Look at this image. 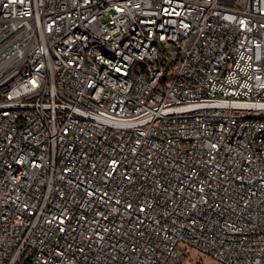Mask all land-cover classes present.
<instances>
[{"label":"built area","instance_id":"built-area-1","mask_svg":"<svg viewBox=\"0 0 264 264\" xmlns=\"http://www.w3.org/2000/svg\"><path fill=\"white\" fill-rule=\"evenodd\" d=\"M264 264V0H0V264Z\"/></svg>","mask_w":264,"mask_h":264},{"label":"rangeland","instance_id":"rangeland-1","mask_svg":"<svg viewBox=\"0 0 264 264\" xmlns=\"http://www.w3.org/2000/svg\"><path fill=\"white\" fill-rule=\"evenodd\" d=\"M177 254L176 264H220L196 249L183 244L177 246ZM168 264H175V260H170Z\"/></svg>","mask_w":264,"mask_h":264}]
</instances>
